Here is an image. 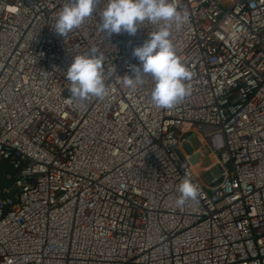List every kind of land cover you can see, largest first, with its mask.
I'll return each instance as SVG.
<instances>
[{"label": "built area", "instance_id": "built-area-1", "mask_svg": "<svg viewBox=\"0 0 264 264\" xmlns=\"http://www.w3.org/2000/svg\"><path fill=\"white\" fill-rule=\"evenodd\" d=\"M66 0H0V264H264V0H177L171 39L193 72L172 109L135 89L132 55L156 26L99 31L107 0L66 37ZM103 53L108 94L71 97L72 59ZM198 135L220 170L202 186L181 144ZM194 160V162H193ZM185 176L198 202L177 207Z\"/></svg>", "mask_w": 264, "mask_h": 264}, {"label": "clouds", "instance_id": "clouds-1", "mask_svg": "<svg viewBox=\"0 0 264 264\" xmlns=\"http://www.w3.org/2000/svg\"><path fill=\"white\" fill-rule=\"evenodd\" d=\"M98 6L97 0H66L52 29L66 37L80 28ZM187 20L188 13L178 9L177 0H107L100 13L99 31L106 36L121 32L134 36L145 21L156 26L142 45L134 47L132 55L139 63L130 66L132 75L123 76L122 84L135 89L145 83V77H150L154 81L151 102L159 109H172L191 94L186 82L192 79L193 72L179 58L171 39L173 29L179 30ZM104 60L103 53L98 54L96 48L72 59L66 71L72 98L85 101L89 97H106V81L113 73L106 72ZM178 192L177 207L188 201L198 202L202 195L199 185L189 176L182 179Z\"/></svg>", "mask_w": 264, "mask_h": 264}, {"label": "rangeland", "instance_id": "rangeland-1", "mask_svg": "<svg viewBox=\"0 0 264 264\" xmlns=\"http://www.w3.org/2000/svg\"><path fill=\"white\" fill-rule=\"evenodd\" d=\"M180 148L185 154H192L196 149L201 152L194 158L196 163L193 165V172L203 187L209 184L210 179L214 175L219 174L220 170L216 164L215 157L212 155L208 145L198 135H192L187 141L182 142Z\"/></svg>", "mask_w": 264, "mask_h": 264}, {"label": "water", "instance_id": "water-1", "mask_svg": "<svg viewBox=\"0 0 264 264\" xmlns=\"http://www.w3.org/2000/svg\"><path fill=\"white\" fill-rule=\"evenodd\" d=\"M15 168L13 164L7 160H0V186L2 188H8V191L5 192V195H12L15 187L13 186V180L6 177V173H13Z\"/></svg>", "mask_w": 264, "mask_h": 264}]
</instances>
